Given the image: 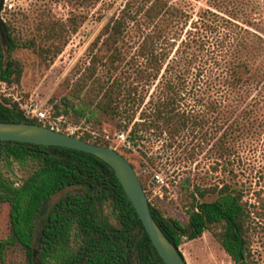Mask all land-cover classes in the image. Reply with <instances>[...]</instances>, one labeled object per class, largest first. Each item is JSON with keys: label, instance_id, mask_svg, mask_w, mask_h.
<instances>
[{"label": "trees", "instance_id": "trees-1", "mask_svg": "<svg viewBox=\"0 0 264 264\" xmlns=\"http://www.w3.org/2000/svg\"><path fill=\"white\" fill-rule=\"evenodd\" d=\"M192 14L171 0H129L105 25L104 39L114 47L115 64L123 58L125 34L129 29L139 34L127 76L101 86L99 97L89 103L80 97L65 98L64 107L54 105V114L73 113L76 123L85 119L100 129L109 123L116 130H130L133 146L151 132L175 139L191 126L202 125L198 115L185 107L197 71V76L210 78L219 96L207 103V109L213 115H234L239 103L264 90V0H206ZM66 33L71 29L65 23L45 21L38 35L24 40L10 21L0 17V82H21L24 67L13 57L18 48H31L52 63L65 46L55 42L67 38ZM97 61L94 56L88 79L96 75ZM124 102L138 104L137 110H123ZM0 121L43 125L19 102L4 96ZM236 124L228 122V128ZM81 138L111 147L90 133ZM14 163L30 164L33 170L17 182L5 172ZM139 177L147 190L144 176ZM62 192L65 196L50 206ZM209 194L217 197L207 200ZM258 195V207L252 210L244 191L229 183L197 185L186 207L185 224L151 201L150 207L180 251L185 241L210 232L234 264H256L253 213L264 219V197ZM0 203L10 206V231L0 238V264H7L9 253L17 248L25 252L26 264H167L115 171L92 154L0 140Z\"/></svg>", "mask_w": 264, "mask_h": 264}, {"label": "rangeland", "instance_id": "rangeland-1", "mask_svg": "<svg viewBox=\"0 0 264 264\" xmlns=\"http://www.w3.org/2000/svg\"><path fill=\"white\" fill-rule=\"evenodd\" d=\"M128 1L4 0L0 17L10 21L24 40L38 35L39 27L45 21L65 23L71 33H66L68 36L64 40L55 42L65 46L52 63L31 48H18L13 57L24 67L21 82H0V98H12L24 110L31 107L52 114L55 104L64 107L65 98L79 101L80 97L86 103L97 99L101 86L108 85L116 77L127 76L135 46L138 45L139 34L129 29L121 42L123 58L113 64L114 47L104 42L107 36L105 25ZM171 1L187 8L193 13L192 16L206 5V0ZM75 25H78L77 31L72 32ZM94 56L99 58L96 62L97 72L92 79H88V68L93 64ZM204 63L205 60L202 65ZM114 65L119 67L118 70ZM196 74L197 71L192 78L193 90L185 107L198 115L202 125L191 126L175 139L151 132L138 146H133L129 139L130 130H116L109 123L100 129L85 119L76 123L73 113L65 116L64 120V127H69V132L78 137L90 133L95 140L110 135L111 146L135 165L138 175L144 176L146 193L152 204L184 224L188 222L186 207L197 185L222 187L229 183L244 191L245 199L254 205L252 210L258 207V194L264 197V90L239 103L238 111L232 116L213 115L207 109V103L219 98L217 90H213L210 78ZM123 108L132 113L137 110L138 104L124 102ZM140 112L138 110V118ZM228 122L237 124L228 128ZM120 133L124 134L126 141L118 136ZM32 170V165L21 163H14L9 170L5 168L7 175L17 182ZM156 174H160L163 182L157 181ZM65 194L55 195L49 205L53 206ZM216 197L217 194H209L206 199L212 201ZM252 217L253 260L256 264H264V219L256 213ZM9 231L10 206L0 203V238L6 237ZM181 251L188 264H234L210 232L185 241ZM26 260L25 252L17 248L9 253L7 264H26Z\"/></svg>", "mask_w": 264, "mask_h": 264}, {"label": "water", "instance_id": "water-1", "mask_svg": "<svg viewBox=\"0 0 264 264\" xmlns=\"http://www.w3.org/2000/svg\"><path fill=\"white\" fill-rule=\"evenodd\" d=\"M4 0H0V9ZM0 140L75 149L92 154L107 163L118 176L133 202L156 249L167 264H188L155 220L150 200L132 163L113 147L95 144L73 134L45 125L0 121Z\"/></svg>", "mask_w": 264, "mask_h": 264}, {"label": "built area", "instance_id": "built-area-1", "mask_svg": "<svg viewBox=\"0 0 264 264\" xmlns=\"http://www.w3.org/2000/svg\"><path fill=\"white\" fill-rule=\"evenodd\" d=\"M22 109H24V108L22 107ZM25 111H26L28 116L36 117L39 121L43 122V125H45V126H48L52 129L60 130V131H63V132L69 133V134L76 135L72 132H69V129H70L69 127H67V128L64 127L65 116H56L55 114H52L47 110L41 111V110H38L37 108L34 109L31 107H29ZM118 136L126 141L124 134L120 133V135H118ZM104 137H105V140H107V141L111 140L110 135H105ZM155 177L157 178V181H162L160 174H156ZM154 180H156V179H154Z\"/></svg>", "mask_w": 264, "mask_h": 264}, {"label": "flooded vegetation", "instance_id": "flooded-vegetation-1", "mask_svg": "<svg viewBox=\"0 0 264 264\" xmlns=\"http://www.w3.org/2000/svg\"><path fill=\"white\" fill-rule=\"evenodd\" d=\"M0 14H1V9H0Z\"/></svg>", "mask_w": 264, "mask_h": 264}]
</instances>
